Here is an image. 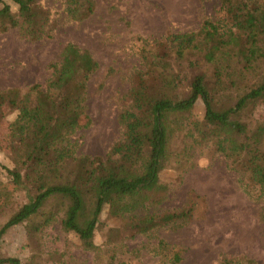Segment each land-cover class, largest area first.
I'll use <instances>...</instances> for the list:
<instances>
[{"label": "trees", "instance_id": "trees-1", "mask_svg": "<svg viewBox=\"0 0 264 264\" xmlns=\"http://www.w3.org/2000/svg\"><path fill=\"white\" fill-rule=\"evenodd\" d=\"M41 1L0 0V33L16 29L29 41L48 37L50 16ZM61 2L75 22L94 11L93 0ZM218 5L217 17L204 18L194 31L140 39L142 66L133 73L128 104L118 114L121 138L104 156L77 153L75 135L91 124L88 81L99 67L87 50L67 43L44 85L23 93L0 91V126L6 103L16 114L8 124L10 166L2 168L10 185L26 195L0 228V240L17 225L40 233L58 222L104 260L94 237L105 208L118 221L106 236L121 228L130 236H147L157 227L182 225L194 202L179 210L151 209L167 189L159 179L162 168H191L196 150L220 155L244 192L264 202V118L256 115L264 106V0H218ZM241 80L247 88L235 98L232 90ZM198 100L204 105L201 118L192 114ZM156 250L159 264H178L179 253L163 239ZM106 258L112 264L113 252ZM0 264L23 263L0 257ZM220 264L237 260L224 256Z\"/></svg>", "mask_w": 264, "mask_h": 264}, {"label": "rangeland", "instance_id": "rangeland-1", "mask_svg": "<svg viewBox=\"0 0 264 264\" xmlns=\"http://www.w3.org/2000/svg\"><path fill=\"white\" fill-rule=\"evenodd\" d=\"M94 11L81 22L66 17L61 0H42L50 16L49 36L38 41L22 39L16 29L0 33V91L23 93L31 85H44L50 64L59 60L67 43L87 50L98 63L87 89V129L75 135L77 153L104 156L121 138L118 114L127 104L132 75L142 64L140 39L199 28L204 18L218 15V0H93ZM240 81L234 97L245 92ZM6 118L0 126V228L26 201L25 193L13 188L2 167L8 160V124L15 112L6 103ZM193 116L201 118L204 105L198 100ZM264 118V106L256 109ZM159 179L166 184L162 203L151 212L179 210L194 202L190 220L182 225L157 227L147 236H130L119 231L106 236L118 221L105 208L99 217L94 242L103 249L104 260L83 249L77 236L63 232L55 222L40 233L29 232L26 224L11 227L0 240V257L19 258L23 264H159L157 242L163 239L171 252L179 253L178 264H220L225 256L244 264L249 259L264 264V202L249 197L235 173L220 156L194 152L193 166L184 171L162 168ZM121 233V234H120ZM169 251V250H168ZM169 251V253H170ZM170 255H173L170 253Z\"/></svg>", "mask_w": 264, "mask_h": 264}]
</instances>
